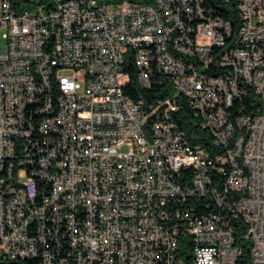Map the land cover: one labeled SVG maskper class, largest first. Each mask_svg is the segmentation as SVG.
<instances>
[{
    "label": "built area",
    "instance_id": "1",
    "mask_svg": "<svg viewBox=\"0 0 264 264\" xmlns=\"http://www.w3.org/2000/svg\"><path fill=\"white\" fill-rule=\"evenodd\" d=\"M0 200L8 263L264 264V0H0Z\"/></svg>",
    "mask_w": 264,
    "mask_h": 264
},
{
    "label": "bare ground",
    "instance_id": "2",
    "mask_svg": "<svg viewBox=\"0 0 264 264\" xmlns=\"http://www.w3.org/2000/svg\"><path fill=\"white\" fill-rule=\"evenodd\" d=\"M152 56V69L153 70H162V62H161V50H151ZM136 81L138 82V78L136 77ZM139 83V82H138ZM228 100L236 101L234 95H227ZM235 107V106H233ZM188 128L190 130L187 132H194V124L190 122L188 124ZM186 165H195V157L194 155H186ZM191 176H198V169H191ZM4 209H6V200H0V214H4ZM179 228H187V219H179ZM0 236H7V228H0ZM177 255H185V247H177Z\"/></svg>",
    "mask_w": 264,
    "mask_h": 264
},
{
    "label": "trees",
    "instance_id": "3",
    "mask_svg": "<svg viewBox=\"0 0 264 264\" xmlns=\"http://www.w3.org/2000/svg\"><path fill=\"white\" fill-rule=\"evenodd\" d=\"M153 69H156L155 67ZM123 76H124V82H125V88L127 90V93L132 96L133 100H141L142 97V88H139V83L136 81L137 73H134L133 65L131 63L125 64L124 70H123ZM228 107L237 106L236 101L228 100ZM186 113H178V122H180L183 127H185L188 130V124L190 123L189 115ZM0 264H9L8 261H3L0 259ZM28 264H30L28 262Z\"/></svg>",
    "mask_w": 264,
    "mask_h": 264
},
{
    "label": "water",
    "instance_id": "4",
    "mask_svg": "<svg viewBox=\"0 0 264 264\" xmlns=\"http://www.w3.org/2000/svg\"><path fill=\"white\" fill-rule=\"evenodd\" d=\"M9 264H25V263H19V262L10 261Z\"/></svg>",
    "mask_w": 264,
    "mask_h": 264
}]
</instances>
